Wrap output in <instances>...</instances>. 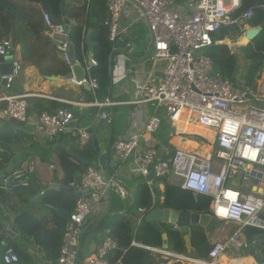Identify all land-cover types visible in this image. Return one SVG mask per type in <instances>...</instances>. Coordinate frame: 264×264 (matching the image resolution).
<instances>
[{
	"label": "built area",
	"instance_id": "2783aa9c",
	"mask_svg": "<svg viewBox=\"0 0 264 264\" xmlns=\"http://www.w3.org/2000/svg\"><path fill=\"white\" fill-rule=\"evenodd\" d=\"M177 1H106L103 26L108 31L109 42L114 45L121 37H127L133 26L144 23L151 39L149 57L165 61V67L157 86L141 84L135 89L137 99L130 103H151L153 113L144 131H137L113 143L112 153L121 166L112 173L88 166L79 182L69 184L77 199L61 235L56 264H107L105 257L117 247L110 229L104 227L98 246L90 256L80 259L83 229L87 220L98 212L95 209L104 204L109 191L115 192L122 200L128 199L127 190L117 179V174L124 172L122 170L127 166L134 167L130 173L138 179L147 180L150 173L153 179L177 178L182 190L210 199V219L236 228L232 234L213 242L203 259L172 255L163 249L148 248L134 242L133 246L158 253L165 259L172 256L181 264H218L217 259L228 251L245 252L254 258V264H264V235L253 236L247 241L242 234L247 227L264 231V79L253 86L238 84L214 72L207 56V50L217 44L211 35L223 27L251 19L253 13L247 11L240 20L235 21L230 16V10L239 6V0H230L229 9L227 0H193L187 5V14L176 9ZM39 7L44 33L56 46L59 60L70 70L75 65L83 70L81 80L72 77L67 79V83L76 87L86 85L95 96L99 86L92 71L97 67V62L84 49L83 43L80 46V59L75 58L71 62L69 29L66 30L62 22L53 23L50 15ZM130 47L131 44L126 43V48ZM0 48L4 50L3 56L13 52L11 73L4 76L6 84L3 89L8 93L22 71V64L16 59L10 42H0ZM30 97L29 94L0 96V102L4 103L0 110V122H15L23 126L31 137L46 139L55 138L75 123L73 111L67 109L52 114L42 113L31 120L26 101ZM114 105L106 99L102 103L95 100L76 106L102 109ZM160 110L172 132L171 136L177 134L173 126L178 119H192L210 132L211 140L191 135L201 137L210 145L209 155L172 150L163 145L158 137L162 124ZM99 117L111 124L108 114L101 113ZM75 135L81 145L90 141L87 128L77 129ZM34 170V165L30 163L26 169L1 175L0 191L10 195L28 188ZM147 186L151 187V181L147 182ZM155 206L152 200L151 210ZM137 213L141 219H145L148 212L140 208ZM173 229L180 231L177 225H173ZM1 259L3 264L19 262L12 248H5Z\"/></svg>",
	"mask_w": 264,
	"mask_h": 264
},
{
	"label": "trees",
	"instance_id": "16d2710c",
	"mask_svg": "<svg viewBox=\"0 0 264 264\" xmlns=\"http://www.w3.org/2000/svg\"><path fill=\"white\" fill-rule=\"evenodd\" d=\"M107 0H89L82 6L72 8L67 5L66 0H0V42L8 41L14 48H19L22 61L31 63L43 77L57 76L63 78L69 74L70 69L63 64L58 56L56 46L45 35L44 24L41 12L29 7L41 6L47 12L53 23L61 22L62 18L70 21L69 40L73 46L75 57L80 59V46L87 52H90L93 59L97 62V67L93 69L92 75L97 80L99 90L96 96L102 100L108 95L111 87V58L115 55L114 45L108 40V31L103 26L106 15ZM23 2V3H22ZM247 11H251V19L244 21L245 24H232L221 28L218 32L211 35L215 42L223 41L225 38L241 36L243 25L249 27H258L264 19V0H239V6L230 12L233 20L238 21ZM75 22L73 24L72 22ZM86 39L88 43H85ZM89 47H91L89 49ZM243 56L248 60L246 67V84L252 86V80L255 74L264 67V28L261 33L247 46L242 48ZM214 72L234 80L236 72V57L229 51L227 46L221 44L212 45L207 50ZM30 114L38 117L44 112L53 113L66 106L39 98H28L27 100ZM4 106L0 102V109ZM163 129L165 125L161 124ZM28 131L21 126L15 127L11 122H6L0 126V172L8 173L20 169L27 161L28 155L21 153L24 149H29L32 143L28 136ZM188 147L196 150L198 145L192 140L186 142ZM76 160L65 153L59 147L56 148L55 158L59 162L63 173L60 181L61 190L47 191L43 193L42 204H48L58 211V218L54 221L55 228L52 231H44L39 227L36 218L30 213L23 212L15 220V227L22 236H31L36 244L42 246L43 251L51 259L57 261L59 255L60 241L68 214L73 211L77 197L69 188L71 182H79L80 176L85 169L96 158V152L91 144L77 148ZM206 145L200 146L202 153H205ZM20 152V154H19ZM109 168V166H108ZM110 169V168H109ZM152 186H147L146 182L139 183L134 188L133 211L123 215H115L107 226L111 231V238L116 243V249L109 253L105 259L107 264H168L169 257L166 259L158 254L144 248L135 247L132 243L144 247L161 249L162 236L167 237L166 252H173L177 255H185L193 259L206 258L211 248L203 229L200 227H191L190 239L192 251L186 254L185 243L181 233L172 230L166 224L161 225V229H156L152 224L145 222L138 215L137 210L146 209L148 213L151 210L152 200H158L160 192L155 189V183L164 184L163 202L157 205L176 213H189L197 215H208L210 199L205 196H194L192 193L182 190L178 186L167 183L166 178L155 179ZM70 190L69 191H67ZM16 191L15 193H17ZM5 194L0 191V200L8 201L15 194ZM147 213V214H148ZM141 220L137 224V220ZM39 239H46L47 242L40 244ZM6 248H12L20 258L17 247L10 243ZM54 251H56L54 253ZM241 255L249 256L247 253ZM251 264V258H241ZM256 260H259L256 257ZM56 263V262H55ZM173 264H181L174 262Z\"/></svg>",
	"mask_w": 264,
	"mask_h": 264
},
{
	"label": "crops",
	"instance_id": "0c3cea01",
	"mask_svg": "<svg viewBox=\"0 0 264 264\" xmlns=\"http://www.w3.org/2000/svg\"><path fill=\"white\" fill-rule=\"evenodd\" d=\"M190 1L193 0H178L176 9L181 13L185 12L188 14L186 10L187 5ZM66 2L67 5L72 8H75L82 6L86 2L88 4L89 0H66ZM226 4L227 8L229 9L230 0H228V3ZM237 7L231 9L230 12L236 9ZM29 8H36L35 10L41 12L39 5L34 7L30 6ZM63 19L67 18H62V23ZM239 24H245V22L238 21L237 25ZM243 27L248 28L249 26L243 25ZM243 27L241 28V30L243 29ZM241 37L242 36H233L230 39L225 38L223 41L214 42L227 46L229 51L235 55L237 61L236 72L233 76V81L238 84L243 83L247 86L245 78L247 72L246 67L249 62L243 56L242 48L247 46L248 44H251L252 41L250 43H248L247 41H242ZM126 43H130L131 47L126 48ZM114 47L115 55L111 58V87L109 89L108 95H106L102 100H99L96 95L93 96L90 89H86L83 86H72L67 83L68 75L74 77L73 69H71L69 71V74L63 78L55 76L58 78L57 81H48L46 79L48 77L43 78L39 74L38 70L31 63L22 61L20 58L19 48H14L15 57L22 64V71L20 72L18 78H16V80L14 81L12 89L8 93L0 85V96H4L7 94H29L31 95V98H39L47 101L61 103L66 106L63 109L71 110L73 111V114L78 113L77 118L74 116L76 119L75 124L73 126L70 125L63 133L53 139H46L43 137H31L30 135H28L31 138L32 143L29 144V149H24V151L21 152L23 154L28 155L27 161L22 165L23 167L21 168L26 169L27 165L32 163L35 167L34 174L32 175L36 176L39 183L47 184L48 186H59L58 190L49 189L47 191L58 192L59 190L63 189L60 185L63 173L60 169L59 162L55 158L56 148L59 147L61 150L65 151V153L72 156V160H76L75 157H77V148L87 146L88 144H91L93 147L91 136L90 141L87 144L81 145L79 143L77 136L75 135L77 129L87 128V130H97L100 133L104 130L107 131L106 135L98 143L101 149V154L105 155L104 167L100 165L99 155L97 153L96 158L92 160L89 166H94L95 168L101 170L104 173H112L115 172L119 166H121L120 162L115 158L114 154L112 153L113 143L117 140L124 139L128 135H131L137 131H144L148 119L153 113V104L151 103H130L132 100L137 99L135 95V89L139 85L145 84L148 86H157L159 84L162 77V71L165 67V61L152 60L149 57V54L151 53V39L146 25L144 23H141L136 26H133L130 29L129 35L127 37H121L114 44ZM88 53L91 55L90 52ZM116 68L117 70H115ZM129 71L131 73H129ZM260 79H264V67L261 69V71L255 74L252 80V86L257 83V81H259ZM106 99L111 100L115 105L102 109H85L76 106L79 103L87 104L92 103L95 100L102 103ZM101 113H106L109 115V117L111 118V124H107L106 122L100 119L99 116ZM47 114L52 113L47 112ZM159 115L161 118L164 117L163 113ZM29 116L31 117V120L35 119V115L29 114ZM81 117L88 119L86 126H78V120ZM5 123L6 122H0V126H3ZM162 125H165L166 129H163V127H161V133H158L159 141L163 145L169 146L172 150H178V148H176L175 144L172 142V140L178 135L175 134V136H171L172 132H170L169 126L164 122L163 118ZM14 126L17 128L21 127L17 126L16 124H14ZM162 132L164 133L163 135H161ZM187 136L191 135L186 134L180 137L184 139ZM196 138L199 139L201 137ZM202 141L204 140L202 139ZM108 166L110 169L108 168ZM124 168L126 170H124ZM124 168L122 170L124 172H119L117 174V179L118 183H120V185L127 190L128 199H120L115 192H112V194H107L104 204L98 207V209H95V212L98 211L95 214L98 215L94 214L93 216H91L84 226L83 237L85 239L84 241L89 244V247L86 250H81L80 259H84L90 256L92 250L98 246V240H100L101 238V232L104 229V225L107 226L110 220L115 215H123L133 211L132 207L134 201V188L143 181H145L146 184L148 182V180L138 179L134 175H132L130 173V170L132 169L131 166H127ZM9 170L10 166L7 167L6 171L9 172ZM3 173L4 171H1L0 176L3 175ZM119 178L125 180L127 185L124 183L125 181L122 182L121 180H119ZM166 181L170 185L179 187L177 178H166ZM134 182L136 183L135 186L130 187V184ZM154 187L161 194V196L158 197V200H155L156 202H158L157 204L159 205L163 202L164 199L162 195L164 192V184L162 182L155 183ZM47 191H44L43 193ZM67 191L70 192V190L68 189ZM43 193L40 194L37 183L31 181L30 186L28 188L18 190V192L15 193L12 198L8 201L0 200V246L5 249L7 245L12 243L15 245V247H17L18 253L20 252L19 262L17 264H56V261H51V259L46 255V253L43 251L42 246L36 244V241L33 237L22 236L18 230L17 234H14L11 237L12 232L9 231L4 225V222H8L9 224H13L15 226L16 218L21 213L26 212L30 213L36 218V221L39 223V227L41 229L47 232L52 231L56 226L54 221L57 219L55 218L59 217L58 211L56 209H53V207L48 204L41 203ZM158 205L156 208L163 209ZM162 224H166L169 228L171 227L172 230H174L173 225L170 223H160V229ZM177 232L181 233L180 231ZM203 232L205 234L204 230ZM212 233L213 231H211L209 235L205 234L210 245H212V243L216 240H219L218 237L214 238ZM163 236L166 237L165 234ZM163 236L161 249L165 250L167 248V237L166 247L164 249ZM57 240L61 241V236H59ZM39 241L40 244L47 242L46 239H39ZM55 252L56 251H54V253ZM2 253L3 251L0 253V264H3L1 259ZM171 254L176 255V253L173 252H171ZM221 256H225L227 259L251 258L250 256H245L241 254L234 255L230 252H225ZM251 259L253 260V258ZM174 262H176V260L174 259V257L170 256L168 264H173Z\"/></svg>",
	"mask_w": 264,
	"mask_h": 264
},
{
	"label": "water",
	"instance_id": "95a60500",
	"mask_svg": "<svg viewBox=\"0 0 264 264\" xmlns=\"http://www.w3.org/2000/svg\"><path fill=\"white\" fill-rule=\"evenodd\" d=\"M63 25L66 30H68L69 27V21L67 19H63ZM264 28V19L261 22L260 26L258 27H249L246 30H244L243 36L241 39L247 41L250 43L253 41L262 31ZM88 43V40L86 39L85 41ZM91 47H89L90 49ZM3 48H0V85L2 87L5 86L6 84V78L4 77L5 75H8L11 73L12 70V64L10 63L11 56L13 55V52L10 51L8 56H3ZM69 53H70V58L71 62L75 61V56H74V50L73 47L70 46L69 48ZM90 55V54H89ZM73 75L74 78L78 81L83 78V70L79 65L73 66ZM67 78H72L71 75H68ZM48 81H57L58 78L55 76H51L46 78ZM86 89H89L88 86L84 85L83 86ZM27 113H30V110H27ZM74 116L77 118L78 113H74ZM17 126H20L19 124L13 122ZM75 123H72L71 126H73ZM88 133L91 136V141L93 144V147L95 149V152L99 155V162L102 167H104L105 164V155L101 154V149L99 147V141L106 135L107 131L104 130L103 132H99L97 130L92 131L88 130ZM131 168H134L131 166ZM31 181L34 183H37L38 188H39V193L42 194L44 191H47L49 189H55L58 190L59 186L58 185H51L48 186L47 184H41L38 182V179L36 178L35 175L31 176ZM148 181L153 180V174L150 173L149 176L147 177ZM109 194H112V191L108 192ZM196 196V195H195ZM145 222L152 224L156 229H160L159 224L160 223H170L172 225H177V227L180 228V232L183 235V240L185 243V249H186V254L189 255L192 251V245H191V239H190V231L191 227H200L205 231V234L209 235L212 230L217 229L219 226V223L214 220L210 219L209 215H197V214H189V213H176L167 209H160V208H155L153 209L150 213H148L145 216ZM4 225L7 227L9 231H11V237L14 234H17V229L13 224H9L8 222H4ZM243 236L247 241L253 236H263L264 231L247 227L243 230ZM163 246L164 249L166 247V237L163 236ZM3 247L0 246V253L3 251Z\"/></svg>",
	"mask_w": 264,
	"mask_h": 264
},
{
	"label": "bare ground",
	"instance_id": "6f19581e",
	"mask_svg": "<svg viewBox=\"0 0 264 264\" xmlns=\"http://www.w3.org/2000/svg\"><path fill=\"white\" fill-rule=\"evenodd\" d=\"M242 41H245L243 39H241ZM175 132L178 134V136H176V138H174L172 140V142L175 144V147L178 148V150L180 151H184V152H188V153H193V154H198L200 156H208L211 150L210 145L208 144L206 152L202 153L199 152L200 150H194L191 147L188 148V145L186 144V142L189 140L186 138H181L179 136L180 133L183 134H188V135H198V136H203L204 138L211 140L212 138V134L210 132H208L203 126H200L198 123H196L194 120L190 119V120H186L183 121L181 119H178V121L174 124L173 126ZM187 137H194V136H187ZM205 143H207L206 141H204ZM234 255H240L242 253L245 252H232V251H228ZM219 259V260H218ZM217 259L219 264H232L231 262L234 260L233 259H227L225 256H220ZM186 264H191V263H186ZM192 264H199V263H192ZM253 264V262L251 263Z\"/></svg>",
	"mask_w": 264,
	"mask_h": 264
},
{
	"label": "rangeland",
	"instance_id": "374dc122",
	"mask_svg": "<svg viewBox=\"0 0 264 264\" xmlns=\"http://www.w3.org/2000/svg\"><path fill=\"white\" fill-rule=\"evenodd\" d=\"M226 3H228V0H227V2ZM244 30V29H243ZM162 112H161V110L159 111V114H161ZM87 121H88V119H86V118H80L79 120H78V126L79 127H82V126H86V124H87ZM160 133H161V131H160ZM164 133L162 132V134L161 135H163ZM159 136H160V134H159ZM187 139H190V140H192L193 142H195L197 145H198V148L196 149V150H199L200 149V146H202V145H206V146H208V144L207 143H205L204 141H202V139L201 138H196V137H186V140ZM201 139V140H200ZM189 148V147H188ZM199 152H202L201 150L199 151ZM119 180H121L122 182H124L125 180H122L121 178H119ZM125 184H126V181L124 182ZM128 183V182H127ZM178 183H179V181H178ZM135 182L134 183H132V184H130V187H134L135 186ZM127 185V184H126ZM117 200V199H116ZM235 227L234 226H232V225H227V226H225L224 224H219V226H218V228L217 229H214L213 230V233H212V235H213V237L215 238V237H218V239H223L225 236H227V235H230V234H232V232L233 231H235ZM85 239H84V237L82 236V241H81V250H86L88 247H89V244L87 243V242H85L84 241ZM84 241V242H83ZM232 264H248V262L247 261H245V260H243V259H241V258H235L232 262H231Z\"/></svg>",
	"mask_w": 264,
	"mask_h": 264
},
{
	"label": "clouds",
	"instance_id": "9594fccd",
	"mask_svg": "<svg viewBox=\"0 0 264 264\" xmlns=\"http://www.w3.org/2000/svg\"><path fill=\"white\" fill-rule=\"evenodd\" d=\"M249 28V27H248ZM247 29V28H246ZM243 30V29H242ZM243 32V31H242ZM241 36H243L242 35V33H241ZM72 46V45H71ZM1 80V79H0ZM30 114V113H29ZM12 124H13V122H11ZM14 125V124H13ZM21 126V125H20ZM209 215V214H208ZM145 220V219H144ZM221 224V223H220ZM213 231V230H212ZM177 255V254H176ZM185 256V255H184ZM249 256H250V254H249ZM252 258V257H251ZM254 259V258H253Z\"/></svg>",
	"mask_w": 264,
	"mask_h": 264
}]
</instances>
